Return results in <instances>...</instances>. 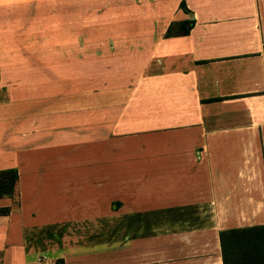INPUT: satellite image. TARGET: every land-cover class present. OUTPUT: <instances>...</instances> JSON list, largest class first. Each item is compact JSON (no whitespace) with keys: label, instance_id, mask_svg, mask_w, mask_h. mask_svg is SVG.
Instances as JSON below:
<instances>
[{"label":"crops","instance_id":"0c3cea01","mask_svg":"<svg viewBox=\"0 0 264 264\" xmlns=\"http://www.w3.org/2000/svg\"><path fill=\"white\" fill-rule=\"evenodd\" d=\"M109 5L62 109L0 119V264H223L221 230L264 224V0Z\"/></svg>","mask_w":264,"mask_h":264},{"label":"rangeland","instance_id":"374dc122","mask_svg":"<svg viewBox=\"0 0 264 264\" xmlns=\"http://www.w3.org/2000/svg\"><path fill=\"white\" fill-rule=\"evenodd\" d=\"M115 1L0 0V119H12L10 131L26 114L62 109L72 72L79 82L81 67L97 70V60L82 62L85 52L115 49L109 35L113 25L104 22L114 18L108 8ZM91 80L94 84L97 77ZM75 85L71 89H77L76 98L81 99V85ZM92 91L96 93L98 85L88 92ZM57 99L62 103H55ZM28 119L30 126L35 119Z\"/></svg>","mask_w":264,"mask_h":264},{"label":"trees","instance_id":"16d2710c","mask_svg":"<svg viewBox=\"0 0 264 264\" xmlns=\"http://www.w3.org/2000/svg\"><path fill=\"white\" fill-rule=\"evenodd\" d=\"M182 8L187 11L184 4ZM194 23L191 18L172 21L164 36L188 35ZM18 177L16 168L0 169V198L16 195ZM8 212L0 208V214ZM219 239L223 264H264V224L224 229Z\"/></svg>","mask_w":264,"mask_h":264}]
</instances>
